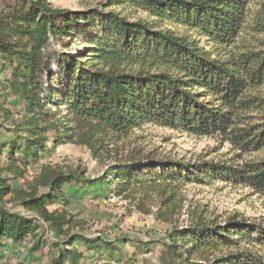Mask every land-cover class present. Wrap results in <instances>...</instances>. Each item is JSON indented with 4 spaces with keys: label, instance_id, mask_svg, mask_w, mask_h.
Instances as JSON below:
<instances>
[{
    "label": "trees",
    "instance_id": "obj_1",
    "mask_svg": "<svg viewBox=\"0 0 264 264\" xmlns=\"http://www.w3.org/2000/svg\"><path fill=\"white\" fill-rule=\"evenodd\" d=\"M251 1L106 0L107 8L139 10L228 50L225 58L218 54L215 58L194 40L157 30L144 20L99 10H58L47 0H0V60L12 69L4 90L16 94L23 106L20 120L11 127L12 139L0 143V154L7 157V166L0 168V262L6 250L21 244L29 245L30 251L50 247L53 257L48 264H86L77 246L113 257L110 245L100 239L81 234L63 237L70 221L49 210L66 204L64 189L81 181L73 170L43 167L37 186L14 192L18 207L31 215L4 206L11 188L1 180L3 172L21 176L20 170L46 152L49 140L53 148L66 142L92 147L96 134L127 136L148 124L196 137L217 136L238 152L225 163L184 165L156 161L150 155L131 156L81 189L104 183L107 176L115 196L155 179L175 182L185 176L205 184L217 177L264 198V159L235 164L243 155L264 151V98L250 93L264 87V42L258 48L230 47L243 29ZM253 24L251 32L264 35V3L259 4ZM49 40L66 42L67 47L79 40L84 48L77 54L56 55V70L51 71L52 56L44 60L41 51ZM43 73L49 77L46 90L40 85ZM47 134L52 138L48 140ZM17 158L22 169L15 165ZM40 224L60 243L45 237L31 243L29 237L36 236ZM170 238L166 264H264V228L255 223L230 222L224 228L195 224L174 230ZM244 244L252 251L240 250ZM222 247L235 251L218 259L204 256ZM194 254L198 261L192 259Z\"/></svg>",
    "mask_w": 264,
    "mask_h": 264
},
{
    "label": "rangeland",
    "instance_id": "obj_2",
    "mask_svg": "<svg viewBox=\"0 0 264 264\" xmlns=\"http://www.w3.org/2000/svg\"><path fill=\"white\" fill-rule=\"evenodd\" d=\"M47 2L58 10H99L103 14L109 12L121 14L131 21L144 20L157 30L170 31L176 36L194 40L200 48L204 47L206 51L213 52L215 58L217 54L220 58H225L222 55L228 51L214 44H206L205 37H198L195 32L187 31L183 26L149 18L139 10L129 7L107 8L106 0H47ZM261 3H264V0H252L249 3L243 29L231 48L247 45L258 48L257 44L264 42V35H255L251 32L254 17ZM83 48L84 45L79 40L69 47L66 42L61 44L49 40L41 51L44 60L51 54V71H55L56 55L77 54V51ZM11 74L9 64L0 60V143L6 144L12 139L14 130L11 127L14 122L20 120L23 110L16 94L11 90H4L5 84L11 79ZM45 75L46 73H43L39 78L44 90L49 86L47 81L49 77ZM54 80H57V77ZM250 93L264 98V87L257 91L251 90ZM46 138L51 139L52 134H47ZM46 146V152L39 156L37 162H31L22 171L19 169L22 172L21 176L3 172L1 180L11 188L10 195L3 200L4 206L13 212L31 215L30 212L25 213L18 207L16 199L12 197L14 192H26L37 186L36 177L43 167L50 166L63 172L75 171L82 179L79 183H73L64 189L67 203L55 205L49 210L58 215L62 214L70 221L69 226L64 227L67 231L63 237L81 234L92 240L100 239L110 245L113 257L106 252L87 253L82 247L77 246L76 249L81 251L86 264H166L165 259L170 252L166 247L173 242L170 234L174 230H182L195 224L201 227L224 228L230 222L241 225L255 223L264 228V198L252 194L248 188L233 186L217 177L210 178L205 184L198 183L194 177L187 181L185 176L175 182L155 179L148 184L133 186L121 196H115L112 193L113 186L107 185V181L110 180L107 176L104 183H97L89 189H81V186L89 181L104 178L114 163L125 162L131 156L150 155L156 161L184 165H197L202 162L225 163L238 152L231 150L227 143L220 142L217 136L196 137L148 124L133 130L127 136L96 134L91 142L92 147L66 142L53 148L50 140ZM18 158L15 165L22 169ZM262 159L264 151L243 155L235 164ZM6 166L7 157L0 154V168ZM147 187H153L155 191H147ZM39 192L41 193L42 189H39ZM37 226L35 233L37 237H29L31 243L44 237L51 243H60V238L46 232L44 224ZM6 243L9 247L12 245L10 242ZM177 244L179 246V243ZM29 248V245L21 244L13 251L6 250L0 264H48L53 257V252L50 253L51 248L48 246L39 247L35 251H30ZM240 250L252 251L251 246L245 244ZM234 251L235 249L227 250L222 247L206 251L204 256L208 260L218 259ZM129 259L131 260L128 262ZM192 259L199 260L196 254Z\"/></svg>",
    "mask_w": 264,
    "mask_h": 264
}]
</instances>
